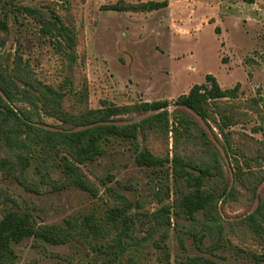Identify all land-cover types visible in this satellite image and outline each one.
Wrapping results in <instances>:
<instances>
[{
	"label": "rangeland",
	"instance_id": "rangeland-1",
	"mask_svg": "<svg viewBox=\"0 0 264 264\" xmlns=\"http://www.w3.org/2000/svg\"><path fill=\"white\" fill-rule=\"evenodd\" d=\"M146 2L165 6L107 8ZM49 20L48 27L61 22L71 42L48 33ZM74 38L75 65L61 46H74ZM0 73L20 87L3 98L31 125L50 131L80 127L44 106V85L69 92L60 104L69 113H79L85 102L98 109L168 101L171 120L177 98L206 83L208 74L223 89L240 86L238 98L220 102L228 125L217 113L205 119L186 110L197 127L178 139L170 132L138 144L107 143L95 161L79 165L91 190L68 183L67 154L44 140L31 147L24 174L18 165L0 170V219L13 209L32 212L44 225L72 226L65 243L27 238L14 244L17 264H264V232L247 220L264 203V0H0ZM24 78L40 85H24ZM144 147L168 161L139 165L135 157ZM16 150L4 146L0 159L17 163ZM175 154L194 166L216 155L221 172L205 183L226 193L214 217L202 211L190 217L176 205L177 191L188 185L175 171ZM118 210L119 217L110 218ZM257 217L264 228V207Z\"/></svg>",
	"mask_w": 264,
	"mask_h": 264
},
{
	"label": "trees",
	"instance_id": "trees-1",
	"mask_svg": "<svg viewBox=\"0 0 264 264\" xmlns=\"http://www.w3.org/2000/svg\"><path fill=\"white\" fill-rule=\"evenodd\" d=\"M164 6L165 4L161 2H146L111 5L107 8L116 11L150 12ZM50 22L49 20L45 24L48 33L55 31L56 37H61L65 41L68 38V41L71 42L72 38L67 30L60 25L61 22L48 27ZM61 46L70 64L74 63L75 65V45L66 48L63 44ZM21 81L24 85L34 87L37 84L40 85L28 80V78ZM12 87H19L14 78H7L0 73V149H3L4 146L14 147L17 149L18 157L17 163L7 157L1 158L0 170H14V166L18 165L19 168L16 167V169L24 174L31 163V156L29 155L31 147L33 144L44 140L50 145V148L63 150L67 154L64 157L66 160L65 175L68 183L91 190L90 183L82 174L79 165L95 161L104 153V147L107 143L112 140H121L138 144L140 138L145 141L149 136L160 138L164 135L168 136L170 132H173L178 139V135L181 136L184 132L190 133L197 127V122L188 115L186 110H190L205 119L210 118L212 113H217L221 115L224 125H228L231 117L228 116L227 112L225 114L219 112L220 102L238 98L240 86L238 84L233 89H223L216 78L212 74H208L206 83L194 85L188 93L177 98L174 102L176 110L173 120H171L168 112V101L141 102L126 106L105 104L98 109H90L85 102V104L79 105V113H69L60 108L61 102L69 95V92H58L53 87L44 85L40 100L44 106L50 107L55 116L62 119L63 122L73 123L80 127L76 130L66 129L62 131H50L33 126L28 119H24V115L12 108L11 104L2 96L3 94L9 100L12 95L10 92ZM83 96L86 95L83 94ZM83 96L81 95V99L84 98ZM132 113L151 114L138 122L121 125L114 122L119 116ZM167 159L164 160L155 156L146 147L140 150L135 157V161L139 165L149 167L162 166L165 161H168ZM172 162L178 176L185 180L188 185L187 191H177L176 205L179 209L190 217L201 211L214 217L216 202L226 193L225 188L222 192H217L214 188H208L205 183L206 178L212 176L214 172H221L216 155L214 154L211 163L203 162L196 166L189 161L186 162L185 157L180 154H175ZM195 170L198 174L195 173ZM49 180L55 183L54 180ZM263 207L264 203L247 217L250 226L258 234L264 232V228L257 217L258 212ZM119 213L120 210L118 213L111 211L109 213L110 218L115 220L119 217ZM68 225L67 228L60 225H44L38 222L35 215L30 211L21 213L7 209L0 219V264H17V254L13 245L27 238L39 239L50 244L68 242L72 235V226L70 223ZM91 229L94 232L100 231L98 226H93Z\"/></svg>",
	"mask_w": 264,
	"mask_h": 264
}]
</instances>
